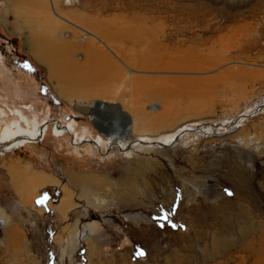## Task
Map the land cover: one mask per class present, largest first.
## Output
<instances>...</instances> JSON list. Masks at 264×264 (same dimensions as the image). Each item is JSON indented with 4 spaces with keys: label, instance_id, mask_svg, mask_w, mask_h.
Masks as SVG:
<instances>
[{
    "label": "rangeland",
    "instance_id": "rangeland-1",
    "mask_svg": "<svg viewBox=\"0 0 264 264\" xmlns=\"http://www.w3.org/2000/svg\"><path fill=\"white\" fill-rule=\"evenodd\" d=\"M45 1L52 25L29 22L47 20L43 6L33 15L8 9V25L15 17L28 36L71 43L77 66L92 45L124 79L107 99L63 91L68 102L22 37L0 25V130L37 139L53 122L0 158V209L11 217L0 227V264L251 261L243 244L264 232V0ZM4 8L0 0V24ZM123 17L144 27L104 40L97 23ZM19 73L35 86L11 77ZM157 114L165 117L153 123ZM121 122L136 139L191 131L169 148L125 150L106 135ZM61 123L76 132L53 137ZM63 199L66 210L55 212Z\"/></svg>",
    "mask_w": 264,
    "mask_h": 264
},
{
    "label": "bare ground",
    "instance_id": "bare-ground-1",
    "mask_svg": "<svg viewBox=\"0 0 264 264\" xmlns=\"http://www.w3.org/2000/svg\"><path fill=\"white\" fill-rule=\"evenodd\" d=\"M5 1H6V8H4L2 13H1V24L0 25L2 26V28H4L5 32L8 35L14 36V37H22L24 44L28 48V54L32 57V60L39 66H42L44 68L46 66V68L48 70L47 71L48 77L50 79H56L58 81V86H56V89L60 88L59 90H61V94H60V92H57V93L55 92L58 96L61 97V95H62L63 97H61V98L62 99L64 98L66 101L69 102L70 99H67V96H65V94L68 95L69 93L67 94L66 92H70V91L74 95L81 94L80 95L81 98L82 97L85 98L86 96H90V95L93 97L94 96L93 94H100L103 96V98L106 97V99H107L108 97L113 95L112 92L109 91L110 89L108 88V86H110L116 80H119V82H120L124 78L123 79L121 78V80H120V77H118V76H116L117 77L116 79L112 78L113 74L115 73L114 70H112L108 65H105V62H106L105 60H107L105 55L104 56L100 55V52H98V50L96 51V48L94 46L90 45L89 47H87L86 54H84L86 56L85 64H83L84 66H80V65L77 66L73 63V58H74V55L76 54V46H73L71 43H65L62 41H58V40H56V38L55 39L53 38L50 40V38L48 39L46 37L44 39V38L38 37L37 35L28 36L22 30L19 23L16 21L15 17H14L12 24L10 26L8 25V18H11L10 20H12V17H9V15L7 16V12H9V10L11 8L14 9L13 11H15L14 13L16 15L20 9L26 10L27 12H29L30 14L33 15V13L36 12V10H38L39 8H41V6H43L44 11L47 13V20H45L46 22L42 20L44 17H42V18L38 17L36 19L35 18L29 19L30 24L38 23L39 25H41V24H46L48 26L52 25L51 24L52 23V21H51L52 15H50L48 12H49V10L51 12H53V11H55V9L52 5H50L51 2L48 3V5L50 6L48 9V5L46 4L45 0H5ZM49 1H51V0H49ZM71 2H72V0H66L67 5H70ZM14 13H13V15L15 16ZM54 13L56 15V11ZM121 19H122V21H121ZM120 21H118V19L116 18L114 20V22H112V23H109L107 21H105L101 24L97 23V25L99 27L100 36L104 40L112 41L113 36L117 39H120L124 36V34H122V33H127L131 29L133 30L135 28L137 30H140L144 27L142 24H137L138 26H136L137 21H135V19H133V18H131L127 21V19L123 17V18H120ZM88 25H89V23H88ZM10 30H12V31H10ZM141 32L143 34L144 31H141ZM144 34H145V32H144ZM131 37H133V36H131ZM129 40H131V39H129ZM132 43H135V41H133ZM176 62L178 63V61H176ZM11 77H14L15 79H18L20 81H24L26 83H29L31 86L34 84V86H35V83L33 82L31 76L29 77L28 75H25V73L15 74V76H11ZM138 81H141V79H138ZM63 91L64 92L66 91L65 94ZM98 91H99V93H98ZM151 92H152L153 96H158V97L162 96L161 90H160V92H157L155 90H152ZM96 98H98V97H96ZM100 98H102V97H100ZM118 98H120V97H118ZM118 98L115 97V99H118ZM160 99H162V97H160ZM111 100H113V99H111ZM75 102H77V99H75ZM78 103H81V102H79V100H78ZM93 104L95 105L94 107L96 108V110L98 109V110L103 111V112L106 111V107L110 108L109 104H106V103L103 104L102 102H99V103L95 102ZM88 105H90V104H88ZM259 109L257 108L256 111H259ZM94 116L96 117L95 113H94ZM155 116H156V118H155L156 120L155 121L153 120V123H157V121H159L165 117V115H163V114H157ZM244 116H248V114H243L242 117H244ZM242 121L243 122H241V125L246 122V120H243V119H242ZM48 125H50V121L44 123L42 126L39 127L37 139H36V136L33 137V135L29 132L18 134V132H16L15 129H11L10 127H6V126L3 127V129L0 130V158L6 154L8 155L9 153L14 152V150L17 148H21L22 145H24L26 143H34V142L38 141V138H40V135L43 134L44 129ZM60 125L61 126H59V124H57L55 126V133L52 134L53 137L57 136L56 138H64L66 133L73 135L76 132L75 127L71 128L69 126L63 125L62 123ZM67 128L69 130H67ZM189 130H190L189 127H184L178 133L181 135L183 132L185 133L186 131H189ZM60 135H61V137H60ZM106 135H107V139L109 141H111V145H117L119 143L121 145V147L122 146L124 147V148L120 147V149H125V150L129 149L130 146L136 147V146H139L141 144H150V145H147L146 147L143 146L142 147L143 149L153 148L154 146H152L151 144H153V145L157 144L163 148H169V145L175 143L178 140V135L176 136L177 138L174 135L171 139L165 140V141H161V140L153 141V140H149L148 138H144V137L136 139V137L132 133L129 132V129H128V126L126 125V123L113 124L112 132L107 133ZM175 138H176V140H175ZM245 140L246 139H244V141ZM78 142L79 141L77 139L76 144H78ZM246 142H247V140H246ZM3 143H5V144H3ZM2 144L6 147L2 148L1 147ZM134 144H135V146H133ZM126 145H128V146L126 147ZM240 171H244V170L241 169ZM232 177H234V176H232ZM237 181H239V180H237ZM246 183L247 182L245 181V184ZM244 187L245 186H243L242 189H244ZM242 189L238 188L237 191L239 192V190H242ZM67 206H68V202L64 201V199H63L57 207H54V210L57 213H62L64 210H66ZM240 206L242 208L241 204H240ZM193 207H195V205L192 206L191 208H192V210H196L195 209L196 207L195 208H193ZM255 232H257V231L251 232L252 238H248L246 240V243L243 244L244 250H242L243 252H245L247 254V257L251 261H248L246 258V260H242L238 264H264V232H261V235L259 238L257 236L255 237L254 235H252ZM81 233L82 232H80L79 234H81ZM197 233H199V232H197ZM219 241L223 247L228 246L226 239H224V241H222V239H219Z\"/></svg>",
    "mask_w": 264,
    "mask_h": 264
},
{
    "label": "clouds",
    "instance_id": "clouds-1",
    "mask_svg": "<svg viewBox=\"0 0 264 264\" xmlns=\"http://www.w3.org/2000/svg\"><path fill=\"white\" fill-rule=\"evenodd\" d=\"M6 215L4 210L0 209V227H6L11 222V217L4 218Z\"/></svg>",
    "mask_w": 264,
    "mask_h": 264
},
{
    "label": "water",
    "instance_id": "water-1",
    "mask_svg": "<svg viewBox=\"0 0 264 264\" xmlns=\"http://www.w3.org/2000/svg\"><path fill=\"white\" fill-rule=\"evenodd\" d=\"M70 4H72V2H71ZM263 106H264V102H263L262 105H260V107H263ZM50 122H52V121H50ZM67 130H69V129L67 128ZM183 133H184V132H183ZM178 137H179V136H178ZM84 141H85V140H84ZM93 143L96 144V142H93ZM3 144H5V143H3ZM3 144L1 145V147H2V148H5L6 146H4ZM2 148H1V149H2Z\"/></svg>",
    "mask_w": 264,
    "mask_h": 264
},
{
    "label": "snow or ice",
    "instance_id": "snow-or-ice-1",
    "mask_svg": "<svg viewBox=\"0 0 264 264\" xmlns=\"http://www.w3.org/2000/svg\"><path fill=\"white\" fill-rule=\"evenodd\" d=\"M230 194V193H229ZM37 203H42V201H37ZM141 255H143V253H141Z\"/></svg>",
    "mask_w": 264,
    "mask_h": 264
},
{
    "label": "crops",
    "instance_id": "crops-1",
    "mask_svg": "<svg viewBox=\"0 0 264 264\" xmlns=\"http://www.w3.org/2000/svg\"><path fill=\"white\" fill-rule=\"evenodd\" d=\"M72 94V93H71ZM74 96V94H72Z\"/></svg>",
    "mask_w": 264,
    "mask_h": 264
}]
</instances>
